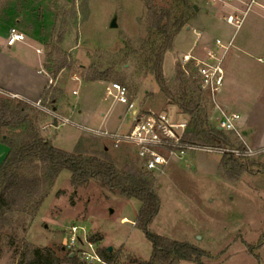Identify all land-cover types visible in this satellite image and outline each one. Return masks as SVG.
Instances as JSON below:
<instances>
[{
    "label": "rangeland",
    "instance_id": "rangeland-1",
    "mask_svg": "<svg viewBox=\"0 0 264 264\" xmlns=\"http://www.w3.org/2000/svg\"><path fill=\"white\" fill-rule=\"evenodd\" d=\"M161 1L165 6L170 3V0ZM190 1L194 10L196 5L203 14L216 11L217 16L211 20L199 16L201 19L197 21L195 10L188 26L192 25L203 34L209 31L214 43L217 37L224 45L232 40L240 50L232 49L224 61H230L231 67L236 68L235 76L240 80L238 92L243 90L247 100L236 104L230 113H241L242 119L237 126L246 118L251 127L254 126L252 130L255 131L249 132L246 141L250 149L260 153L249 159L264 166V148L257 149L256 146L257 135L264 126V67L257 62V58L264 55V0H235L229 4L211 0ZM63 10L68 13H63ZM56 12L60 29L66 26L64 49L70 56L67 57L68 67L56 78L52 79L54 75L50 74L52 92L56 90L60 96L59 112L50 117V109L44 112L36 108L32 113L35 126L45 139L69 153L107 154L120 169L136 163L138 148L134 144L102 135L103 132L118 136L126 134L133 124L134 117L127 106L107 96V88H111L113 83L125 86L142 112L167 111L174 120L188 123V117L162 97L153 75H146L140 69L133 70L132 57H123L118 69L108 70L106 81H84V71L79 68L90 67L93 58L103 60L109 54L125 50L127 45L130 48L128 54L141 48L147 36L148 21L143 0H73L70 7L56 9ZM231 14L242 19L240 28L224 21L223 17ZM114 16H117L118 27L113 29L110 24ZM210 24H214L212 28ZM187 43L188 40H184L180 33L172 50L164 56L163 73L172 88L175 76L178 72L181 74V49H186ZM216 51L220 54L225 52ZM59 57L63 58L61 51L58 52ZM55 58V50L48 48L47 64ZM105 61L107 63V58ZM235 62L240 64L239 68L237 65L234 67ZM5 96L12 97L0 92V99ZM203 96L209 124L215 128L214 118L218 111L213 110L214 98L207 94ZM56 117H59L57 127L53 126ZM64 119L68 122L63 123ZM231 132L227 133H230L233 148L245 146L242 138ZM194 155L196 171L182 164L186 160L172 163L163 174L154 175L161 209L150 230L201 249L208 255L202 258L204 264H264V245L257 248L264 235V173H245L238 183L232 184L219 175L221 154L199 150ZM141 209L140 201L116 197L96 182L75 189L70 172L63 171L27 231H23L22 226L17 227L14 247L9 245L11 239L3 242L0 264H16L15 250L25 242L42 249L50 248L63 261L70 254L60 247L64 239L71 236L72 226L84 229L78 232L82 238L89 240L93 236L100 239L94 243L97 251L112 247L111 254L116 264L148 261L153 245L136 226ZM27 220V217L23 218V222ZM250 246L255 248L254 254L260 259L250 254ZM82 247L90 252L87 245Z\"/></svg>",
    "mask_w": 264,
    "mask_h": 264
},
{
    "label": "trees",
    "instance_id": "trees-1",
    "mask_svg": "<svg viewBox=\"0 0 264 264\" xmlns=\"http://www.w3.org/2000/svg\"><path fill=\"white\" fill-rule=\"evenodd\" d=\"M143 1L147 8L148 21L147 36L141 48L133 49L128 54L130 48L127 45L125 50L107 55V63L106 58H93L90 67H79L84 71V81H106L108 70L118 69L123 57H132L133 70L140 69L146 75H153L160 86L162 97L188 117V129L184 138L186 142L202 148H233L230 133L210 126L205 99L196 80H186L178 72L172 88L164 77V56L172 50L177 36L193 17L195 10L192 2L170 0L169 5L165 6L161 0ZM63 13L68 11L63 10ZM62 29L58 21L53 42L49 46L56 52L55 60L50 59L47 64L48 73L54 75L52 79L68 67L67 57L70 54L64 49L66 26ZM60 51L63 58H57ZM52 89L51 85L41 104L57 112L60 96L56 90L52 92ZM34 111V105L14 97L5 96L0 99V139L9 147L8 155L0 168V252L6 239H11L9 245L14 247V237L18 235L17 227L22 226L23 231H27L51 194L59 175L68 171L75 189L96 182L103 190L116 197L135 199L142 203L136 226L152 243L153 252L150 260L139 264H204L202 258L208 255L201 249L188 242L160 236L150 230V225L161 209V200L155 192V176L143 169L138 157L136 163L120 169L107 154H87L81 151L69 153L58 149L36 128L35 118L32 117ZM239 149H246V146L242 145ZM256 172L264 173V167L247 157H235L232 154L221 157L219 175L229 183L236 184L245 173ZM24 217H27L28 222H23ZM98 240L100 239L89 237L92 243H97ZM263 245L264 235L257 248L260 249ZM60 248L63 249V246ZM254 249L249 247L251 255H255ZM98 253L106 262H114V256L108 248L99 250ZM15 255L18 257L16 264H81L76 256L70 254L62 261L56 251L38 248L26 242L15 250ZM257 258L260 259L259 256Z\"/></svg>",
    "mask_w": 264,
    "mask_h": 264
},
{
    "label": "crops",
    "instance_id": "crops-1",
    "mask_svg": "<svg viewBox=\"0 0 264 264\" xmlns=\"http://www.w3.org/2000/svg\"><path fill=\"white\" fill-rule=\"evenodd\" d=\"M72 4L73 0H3L0 3V92L7 93L18 100L32 105L42 100L46 91L52 85L45 59L46 51L50 48L49 46L54 38L57 24L56 9H66ZM197 16V21L201 19L199 16H206L211 20L216 18L217 12L212 11L211 14L206 13L205 15L198 8ZM211 25L209 26L210 28L214 24ZM11 28H17L22 32L25 35V40L9 45L8 37ZM191 32L192 34H189ZM205 32L206 35L201 33V31L197 32L192 25L185 27L180 33L184 40H188V43L185 47L186 49H181V53H192L197 57L205 58L209 50L215 49V43L209 37V31ZM217 39L219 38L217 37ZM198 41L199 43H197ZM227 45L230 46V49L223 58L225 69L224 85L212 102L214 103L213 110L215 111L217 107L230 111L236 104L247 100V97L242 94L243 90L238 92L240 80L235 76L236 68L231 67L230 61L229 63L224 61L232 49L238 51L239 48L236 47L235 42L232 40ZM260 58H264V55L257 58L258 63H260ZM235 65L239 68L240 64L235 62L234 67ZM261 65L264 67L263 64ZM57 112H59V107ZM236 114H239L242 119L241 113ZM253 128L254 126L251 127L248 118L241 125H236L235 133L242 138L243 143L248 148L250 147L246 139H249V132L255 131L252 130ZM256 146L257 149L264 148V126L263 128L261 127L257 135ZM8 152L9 147L0 139V168ZM195 157L194 152L189 153L187 162L182 164L188 165L196 171L197 167L193 163ZM204 171H206L205 168Z\"/></svg>",
    "mask_w": 264,
    "mask_h": 264
},
{
    "label": "built area",
    "instance_id": "built-area-1",
    "mask_svg": "<svg viewBox=\"0 0 264 264\" xmlns=\"http://www.w3.org/2000/svg\"><path fill=\"white\" fill-rule=\"evenodd\" d=\"M213 3L223 2L229 4L235 0H211ZM224 21L235 27L240 28L242 19L231 14L225 16ZM25 40V35L17 28H11L8 44L13 45L17 42ZM217 49H211L207 52L205 58H200L192 53H181V73L186 80H196L200 92L212 96L213 98L221 91L225 81V69L223 66V58L230 46L224 45L220 39L215 42ZM225 50L224 53H218L216 50ZM259 62L264 65V58H260ZM76 93V92H74ZM107 96L113 97L114 101L126 105L128 112L132 113L134 119L130 131L123 135H113L103 132L102 135L107 138L117 139L126 143L134 144L137 148V157L141 162L143 169L156 174H163L166 168L172 163L186 162L189 153L203 150L221 155L232 154L235 157L249 158L257 155L256 152L248 147L246 149L239 148H202L197 145L190 144L184 140L188 129V123L176 121L168 115L167 111L163 112H142L135 99L130 98L129 90L118 83L111 84V88H107ZM36 108L47 112L48 108L41 104V101L34 105ZM218 113L214 118L217 128L226 132L236 131V124L241 116L230 111L216 108ZM54 117L56 113L51 110ZM59 117H56V120ZM68 119H64L63 123H67ZM264 153V149L262 150ZM261 153V154H262ZM79 228L72 226L71 236L66 237L63 241V249L68 251L72 256H76L81 264H116L106 262L98 253L94 243L90 242L87 237L82 238L78 235ZM87 245L90 252L86 251L82 246ZM71 264V263H67Z\"/></svg>",
    "mask_w": 264,
    "mask_h": 264
},
{
    "label": "water",
    "instance_id": "water-1",
    "mask_svg": "<svg viewBox=\"0 0 264 264\" xmlns=\"http://www.w3.org/2000/svg\"><path fill=\"white\" fill-rule=\"evenodd\" d=\"M195 10L196 11L198 10V8H197L196 5H195ZM117 27H118V24H117V16H114V18L111 21L110 28H113L114 29V28H117ZM53 126H55V127L58 126L57 120L54 121ZM108 249H109V252H112V250H113L112 247H109Z\"/></svg>",
    "mask_w": 264,
    "mask_h": 264
}]
</instances>
